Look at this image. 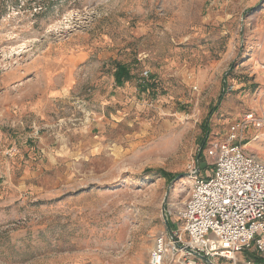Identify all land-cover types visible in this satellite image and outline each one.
Listing matches in <instances>:
<instances>
[{"label": "rangeland", "instance_id": "rangeland-1", "mask_svg": "<svg viewBox=\"0 0 264 264\" xmlns=\"http://www.w3.org/2000/svg\"><path fill=\"white\" fill-rule=\"evenodd\" d=\"M263 63L264 0H0V264H148Z\"/></svg>", "mask_w": 264, "mask_h": 264}, {"label": "built area", "instance_id": "built-area-1", "mask_svg": "<svg viewBox=\"0 0 264 264\" xmlns=\"http://www.w3.org/2000/svg\"><path fill=\"white\" fill-rule=\"evenodd\" d=\"M249 125L261 126L252 112L224 138L206 136L202 151L211 169L204 175L190 169L188 194L164 213L170 225L153 236L148 264L169 257L178 264H264V161L241 143Z\"/></svg>", "mask_w": 264, "mask_h": 264}, {"label": "trees", "instance_id": "trees-1", "mask_svg": "<svg viewBox=\"0 0 264 264\" xmlns=\"http://www.w3.org/2000/svg\"><path fill=\"white\" fill-rule=\"evenodd\" d=\"M113 76H114V81L118 86L122 85L123 82L131 78L128 67L125 64L120 63V62L115 63V71H114ZM203 145H204V141L201 144V149L203 148ZM159 173L161 174L162 177H168L169 180L173 179L172 176H170L168 173H166L163 170H161Z\"/></svg>", "mask_w": 264, "mask_h": 264}, {"label": "water", "instance_id": "water-1", "mask_svg": "<svg viewBox=\"0 0 264 264\" xmlns=\"http://www.w3.org/2000/svg\"><path fill=\"white\" fill-rule=\"evenodd\" d=\"M198 257H199L200 259H202L203 261H205V262H209V260H208L206 257L199 256V255H198Z\"/></svg>", "mask_w": 264, "mask_h": 264}, {"label": "bare ground", "instance_id": "bare-ground-1", "mask_svg": "<svg viewBox=\"0 0 264 264\" xmlns=\"http://www.w3.org/2000/svg\"><path fill=\"white\" fill-rule=\"evenodd\" d=\"M183 184L186 183V181L182 182Z\"/></svg>", "mask_w": 264, "mask_h": 264}, {"label": "crops", "instance_id": "crops-1", "mask_svg": "<svg viewBox=\"0 0 264 264\" xmlns=\"http://www.w3.org/2000/svg\"><path fill=\"white\" fill-rule=\"evenodd\" d=\"M199 173H200V170H199Z\"/></svg>", "mask_w": 264, "mask_h": 264}]
</instances>
